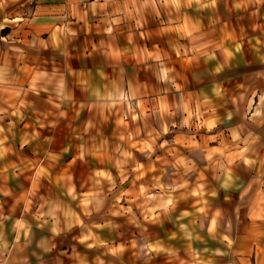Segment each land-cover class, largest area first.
<instances>
[{
  "label": "crops",
  "instance_id": "0c3cea01",
  "mask_svg": "<svg viewBox=\"0 0 264 264\" xmlns=\"http://www.w3.org/2000/svg\"><path fill=\"white\" fill-rule=\"evenodd\" d=\"M227 1L234 15L217 0H0V264H246L264 203L221 204L238 175L195 181L264 134V64L247 63L264 55V0ZM216 47L237 64L200 66ZM205 82L246 104L220 114L224 135Z\"/></svg>",
  "mask_w": 264,
  "mask_h": 264
},
{
  "label": "rangeland",
  "instance_id": "374dc122",
  "mask_svg": "<svg viewBox=\"0 0 264 264\" xmlns=\"http://www.w3.org/2000/svg\"><path fill=\"white\" fill-rule=\"evenodd\" d=\"M225 3H226V7H225ZM217 4H218V7L216 10L221 15L226 14L227 16H229L230 14L232 15L235 14L233 8L230 9V7L227 6V4H229L227 0H217ZM217 35H218V32H217ZM216 41L217 42L215 44L221 42L220 39L218 38H216ZM215 50H216L215 55L206 54V55L200 56L201 59L199 60L200 61L199 65L200 66H229V64L235 65L239 61L238 59L239 56L235 54H232L231 56L230 55L224 56V53L221 52L220 47H216ZM194 58L196 59L197 56ZM253 59L254 60L247 58L248 66H255V64L262 66L264 64V63H261V61L264 62V55H261V56L253 55ZM222 74L223 73H221V75ZM206 85H207V82L201 84L199 88L200 93L203 95L205 99H207L206 98L207 96L209 97V99H214L213 101H211L212 102L211 105H213L214 103V105L211 106V107H214L211 112L212 113L215 112L216 115L214 116L215 121L213 122L212 126H215L216 127L215 129H217L220 132V134L224 135L225 132L227 131L226 129H228V127L226 126L227 120H225L224 119L225 117H223L220 114L226 111L228 112L227 114H229L228 117L231 114H235L236 116H239L240 114L238 113H242V112L245 113L246 111H248L246 108V104L244 106L243 101L236 100L235 97H234L235 101H233L232 99L231 104H229V102H224L225 99H229L228 97L229 94L227 92H224V90L222 89L223 86L220 83H217V87H215L214 89H211ZM233 95L235 94L233 93ZM249 106L250 104L248 105V108ZM250 110H252V108ZM199 117L201 121V116L199 115ZM195 123L197 125V120H195ZM199 124H200V127H202L203 123L199 122L198 125ZM259 128L255 130L258 131ZM262 129L264 130V127ZM228 136L230 137L231 135H228ZM231 139H233V137H231ZM263 140H264V134L247 133V134L242 135L240 143H245L244 147L239 148L233 156L231 155L232 152H229V156H228L229 160L233 158H235L236 161L238 160L237 164L227 168L229 173H226L224 171L222 172V169H225V167L224 168L221 166L220 167H209L205 164L199 165L197 168H195L196 175H198V178L195 179V181L198 184L197 187L202 186L203 183L201 181L203 180L201 179L213 180L214 178L215 179L214 181L221 182V181H225V179L227 178L226 175H229L232 178H233V175L235 177H237L238 175L242 179V181H245L246 183L241 188L240 196L237 195L238 191L231 192V194L228 195V197L224 198L225 199L224 201L223 199L221 200L222 201L221 204L223 203L227 205L226 207H232L234 206V200H236V198L238 199V202L240 201L243 207H246V206L249 207L250 203L252 202L254 198L256 199V201L264 203V190L262 188L263 187L262 177L264 176V163L262 162L263 163L262 166H259V162H258L259 158L264 159V152H258L256 149L253 150V148H256V144L263 142ZM222 156H223L222 147L216 146L214 149H209L205 151V158L216 157V158L222 159L223 158ZM241 159L243 162L245 161L249 165H243V163H241L240 165ZM140 170H144V168H140L139 170H137L136 173H139ZM258 170L260 172V175L259 173H254V171H258ZM154 173H155V169L151 168V174H154ZM227 181H231V179L228 178ZM188 183L189 182L183 185L187 186ZM194 203L195 202H193L192 200V204ZM137 218H139L138 215H137ZM245 232L247 234L246 239L248 242V246L246 245L247 250H245V253H244L245 257H247L245 259L246 264H264V225H263V222L259 224L255 222H249V225L247 226V229L245 230ZM202 239H203V235H202ZM203 242H204V245L200 248V250H202V253H206V254L213 253L214 255L215 254L218 255V252H221L222 250L220 241L216 239L215 237L211 236L210 234L209 235L206 234L205 241ZM244 245L245 244H241L242 249H243L242 251H244V248L246 247V246L244 247ZM235 252L232 251L233 254ZM210 263H212V261H210ZM215 263H217L216 259H215ZM203 264H207V263L205 262ZM224 264H228V262ZM230 264H236V263H234L233 261V263H230Z\"/></svg>",
  "mask_w": 264,
  "mask_h": 264
}]
</instances>
